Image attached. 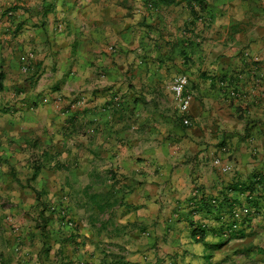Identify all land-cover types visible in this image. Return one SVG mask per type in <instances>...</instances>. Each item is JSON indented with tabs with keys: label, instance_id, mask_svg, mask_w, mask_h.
I'll list each match as a JSON object with an SVG mask.
<instances>
[{
	"label": "crops",
	"instance_id": "crops-1",
	"mask_svg": "<svg viewBox=\"0 0 264 264\" xmlns=\"http://www.w3.org/2000/svg\"><path fill=\"white\" fill-rule=\"evenodd\" d=\"M255 175L264 0H0V264H264ZM200 195L257 212L219 235Z\"/></svg>",
	"mask_w": 264,
	"mask_h": 264
},
{
	"label": "trees",
	"instance_id": "trees-1",
	"mask_svg": "<svg viewBox=\"0 0 264 264\" xmlns=\"http://www.w3.org/2000/svg\"><path fill=\"white\" fill-rule=\"evenodd\" d=\"M158 3L164 4V5H170L173 3L174 0H157ZM38 169L34 170V176L37 174ZM259 187L264 190V176H259L255 175L252 177L251 183L246 187L244 191H248L249 195H253L256 192L259 191ZM86 194L87 201L89 202L90 208L92 210H95L97 213H102L105 211V209L109 208L111 205L105 202L104 200L101 199V197L98 194H90L88 195L87 190L84 192ZM216 200V204H212L211 201ZM246 204L248 207L253 211L250 213V215H253L257 212V203L254 199H249L248 197L246 198ZM225 202L227 203V199H223V201H218L217 199H213L210 197H205L204 195H200L196 198H194L190 206L192 207V210L190 211L191 215H203L205 217H210L213 221L220 223V230H219V235H223L226 231V229L229 227L228 225L230 224L229 222V213L230 210L233 208L232 204L228 205V210H227V220L222 221L223 219V211L222 209L224 208ZM223 206V207H222ZM235 207V206H234ZM94 216L90 217V223L93 224L95 221ZM48 219L43 217L42 218V224L45 225L47 223ZM245 221V220H243ZM69 223V221H67ZM207 232V228L205 227L204 224L201 225H195L194 224V230L192 231L193 236H198V240L201 241ZM236 233H239L236 232ZM238 234L234 236H229L230 238L236 237Z\"/></svg>",
	"mask_w": 264,
	"mask_h": 264
},
{
	"label": "built area",
	"instance_id": "built-area-1",
	"mask_svg": "<svg viewBox=\"0 0 264 264\" xmlns=\"http://www.w3.org/2000/svg\"><path fill=\"white\" fill-rule=\"evenodd\" d=\"M188 85V78L185 75H179L173 78L171 82V91L173 93L174 99L178 103V109L180 114L182 115L183 124L188 125V120L185 119L184 115L187 113L188 110V102H189V96L185 93V88ZM213 165L220 167V170L222 173L228 172L231 170V166L228 164L221 165V162L219 159H215L213 161ZM212 204H216V200L211 201ZM253 211L247 207V206H240V207H234L230 210L229 213V227L225 231V236L231 233H236L243 220L248 218L250 216V213ZM205 225V224H204Z\"/></svg>",
	"mask_w": 264,
	"mask_h": 264
},
{
	"label": "rangeland",
	"instance_id": "rangeland-1",
	"mask_svg": "<svg viewBox=\"0 0 264 264\" xmlns=\"http://www.w3.org/2000/svg\"><path fill=\"white\" fill-rule=\"evenodd\" d=\"M100 178H103V177H100Z\"/></svg>",
	"mask_w": 264,
	"mask_h": 264
}]
</instances>
